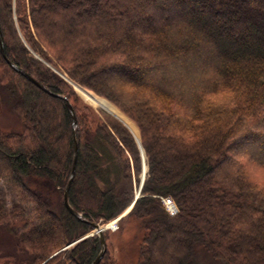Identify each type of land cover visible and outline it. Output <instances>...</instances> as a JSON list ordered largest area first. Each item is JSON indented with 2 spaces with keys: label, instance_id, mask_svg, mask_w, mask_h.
Listing matches in <instances>:
<instances>
[{
  "label": "trees",
  "instance_id": "1",
  "mask_svg": "<svg viewBox=\"0 0 264 264\" xmlns=\"http://www.w3.org/2000/svg\"><path fill=\"white\" fill-rule=\"evenodd\" d=\"M13 6L0 0L5 55L48 92L0 48V94L15 99L22 124L0 130V230L17 244L0 264H94L99 236L79 239L131 201L130 162L112 131L127 146L131 137L79 107L69 84L30 55ZM15 14L31 49L141 128L149 178L124 220L137 264H202L199 251L214 264H264V179L250 171H264V0H16ZM53 94L71 102L75 128ZM75 138L69 201L88 222L64 204ZM42 180L55 203L37 191ZM99 264H118L108 242Z\"/></svg>",
  "mask_w": 264,
  "mask_h": 264
},
{
  "label": "rangeland",
  "instance_id": "2",
  "mask_svg": "<svg viewBox=\"0 0 264 264\" xmlns=\"http://www.w3.org/2000/svg\"><path fill=\"white\" fill-rule=\"evenodd\" d=\"M13 5H14L13 6V14H14L13 20L15 22V25H17V31H18L20 37L22 38V41L25 43V45L28 47V50L30 51V55L33 58L44 63L55 74H57L61 79H63L65 82H67L69 84V86L71 87V89L73 91L72 100L76 104H78L79 107L87 106V107L91 108V110L95 114L96 118L101 122H108V119H110L111 121L115 120L116 122L121 124V126H123V128L126 131L125 133L130 135L131 138H129L128 140L126 139V141L129 143V146H127V144H125L123 142L121 137H119L117 132L112 131L113 134L115 135L118 143L121 145L122 149L124 150L126 157L129 159V162H130L131 174H132L133 196H132L131 201L128 203V205L125 207V209L122 211V213L127 209L129 212L130 211L129 209L131 208L130 206H132L131 204L135 201L136 196H137V192L139 190H141V192H140V196L138 197V201L144 197L143 189L145 187L146 180L149 178V164H148V159H147L145 149H144L143 144H142L143 136L141 133V128L139 127L137 122L133 119V117H131V115H129L126 111L121 109L118 105H116L111 100L107 99L106 97L98 94L91 87H88L86 85H81L80 83L72 80L67 74L63 73L57 67H55L52 64H50L49 62H47L40 54H38L33 49H31L27 45V43L23 37V34H22L21 30L19 29L18 23H17V15L15 14L16 0H13ZM77 85L83 87L85 90H87L89 92H92L93 94L97 95L98 97H101L103 99L108 100L111 104H113L119 111H121L130 120V122H132V124H134V126L136 125V127L138 129L140 140H138V138L136 137L134 132L124 122L120 121L115 116L108 114L103 110L97 109V108L93 107L91 104H89L77 92V90H76ZM4 94H0V130L5 131V132H10V133H20L22 131V124H21L19 117L17 116V114L13 110V105L15 104V99L13 97H9V96L4 95ZM93 127H95V126H93ZM134 148L137 149V154L141 158V162L139 161V159L136 161V159H135L136 154H135ZM137 164H139V166ZM145 167H147V171H146V177L144 178V181H143L142 176H143ZM137 168H139L138 171H137ZM250 171L254 175H256L257 177H261L262 179H264V171L262 169L255 167V166H252L250 168ZM36 184H37L36 185L37 191L39 192V194H41V196L44 199H46L48 202L55 203V201H56L55 198L59 195V193H57V190L55 189V187L51 183L47 182L46 180L38 181ZM0 186H3V184L0 183ZM141 187H142V189H141ZM167 198H170V197L163 198L162 201H163L164 206L166 207V210L168 211V213L170 215L178 214L179 209L176 206L175 202H174V204L176 206L175 210L170 208L169 205H166L165 199H167ZM10 199L11 198H9V200ZM172 201H173V199H172ZM134 208H135V206H134ZM133 209L131 210V212L133 211ZM122 213L120 215H122ZM119 216H117L116 218L112 219L111 221L105 223L104 225H108L113 220H116ZM127 216H125L124 219H122V221H119L118 223H116V226H112L110 229H107L105 231V233H106L107 238H108L107 242L109 244L110 252H111L112 256L114 257V259L116 258V260H118V264H137L138 253H139L138 252L139 251L138 250L139 245L137 243L138 240L133 238L134 234L131 236V238H127V239L125 238L126 232L129 231V228H132L131 227L132 221H130V220L124 221V220H126ZM13 225H16L19 228H21V226H22L20 222H16ZM124 227H126V229H123ZM122 230H126V231H122ZM75 243H77V242L75 241L73 244H75ZM73 244H70L67 248L72 247ZM16 248H17V244L15 242V239H13V237L5 229H1L0 230V256L11 255L12 253L16 252V250H15ZM199 252H200V261L202 262V264H214L213 260L210 258V256L207 253L202 252V251H199ZM17 254L21 255V254H19L18 251H17Z\"/></svg>",
  "mask_w": 264,
  "mask_h": 264
},
{
  "label": "water",
  "instance_id": "3",
  "mask_svg": "<svg viewBox=\"0 0 264 264\" xmlns=\"http://www.w3.org/2000/svg\"><path fill=\"white\" fill-rule=\"evenodd\" d=\"M0 48H1V52L3 53L4 57L7 59V57L5 55V51H4L3 33H2V30H1V25H0ZM7 62L16 71H18L19 73H22L28 80H30L36 86H38L42 90L48 92V90L45 88V86L43 84H41L40 82L35 80L29 74L24 72L21 68H19L16 65H14L10 60L7 59ZM53 95L56 96V97H61L64 100H66V102H67V104H68V106L70 108V111H71L72 122H73V126L75 128L77 126V119H76L75 111H74V108H73L71 102L64 96H61V95H58V94H53ZM74 141H75L74 164H73L72 173H71V177H70L69 183H68L67 188L65 189V192H64V204L67 207V209L70 211V213H72L78 220L87 221L86 219H84L82 214L78 213L77 211H75V209H73V207L71 206L70 201H69L70 189H71V186H72V182H73V180L75 178L77 161H78V156H79V145H78L77 139L75 138ZM89 223H90L91 227L93 228V232L91 234H89V235L92 236L93 234L97 233V235L100 238L101 244H102V250H101L99 256L97 257V259L94 262V264H99L100 261L102 260V258L104 257L106 251H107V241H106V238H105V232L103 231V227L104 226H102L99 222H89ZM43 264H45V262Z\"/></svg>",
  "mask_w": 264,
  "mask_h": 264
},
{
  "label": "bare ground",
  "instance_id": "4",
  "mask_svg": "<svg viewBox=\"0 0 264 264\" xmlns=\"http://www.w3.org/2000/svg\"><path fill=\"white\" fill-rule=\"evenodd\" d=\"M76 90L93 107H95L97 109H100V110H103L106 113L111 114V115L115 116L116 118H118L120 121L124 122L134 132V134L136 135L138 140H140L138 129H137L136 125L134 126V124H132V122H130V120L121 111H119L113 104H111L108 100L103 99L101 97H98L97 95L93 94L92 92H89V91L85 90L83 87L78 86V85L76 87ZM146 171H147V167H145V169H144V173H143V176H142L143 181H144V178L146 177ZM141 189H142V187H141ZM140 192H141V190H139L137 192L136 199L131 204L132 206H130L131 207L129 209L130 211L128 212V209L125 210L122 213V215H120L116 220H113L108 225H105L103 227V231L104 232L107 229H110L112 226H116V223H118L119 221H122V219H124L125 216L129 215L131 210L134 208V206H136V204L138 202V197L140 196ZM165 202H166V205H169V207L172 208L173 210L176 209L174 201H172L171 198L165 199ZM95 235H97V233L93 234L92 236H95ZM88 237H91V236L88 234V235L82 237L79 240H83V239H86Z\"/></svg>",
  "mask_w": 264,
  "mask_h": 264
}]
</instances>
